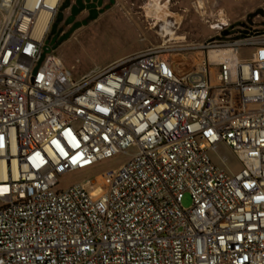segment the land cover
<instances>
[{"label":"built area","instance_id":"1","mask_svg":"<svg viewBox=\"0 0 264 264\" xmlns=\"http://www.w3.org/2000/svg\"><path fill=\"white\" fill-rule=\"evenodd\" d=\"M63 2L0 0V264H264V17L76 79L47 42Z\"/></svg>","mask_w":264,"mask_h":264},{"label":"rangeland","instance_id":"2","mask_svg":"<svg viewBox=\"0 0 264 264\" xmlns=\"http://www.w3.org/2000/svg\"><path fill=\"white\" fill-rule=\"evenodd\" d=\"M106 2L112 5V8L88 26L75 31L65 20L58 22L60 14L65 19L70 13L69 9L62 10V8L52 25L48 37L49 49L59 56L66 69L76 79L91 69L104 68L134 53L157 48L167 40L186 37L188 44H201L215 38L218 33L222 36L236 34L259 22V16L250 19L249 15L264 8V0ZM158 7L159 13L156 12ZM86 16L87 13H83L80 18ZM222 23L230 24L227 32H220ZM55 25H58L57 31L52 34ZM68 34L69 38L59 44ZM246 54L248 51L244 50L243 55ZM210 156L217 165H229L234 172H239L243 168L241 159L227 148L219 149L218 152L213 151ZM128 158L120 155L101 162L89 170L64 176L60 186L67 188L72 184L94 179L109 169L120 167ZM224 159L227 164L224 163ZM192 205L191 196L186 194L182 206L190 209ZM0 207H2L1 203Z\"/></svg>","mask_w":264,"mask_h":264},{"label":"flooded vegetation","instance_id":"3","mask_svg":"<svg viewBox=\"0 0 264 264\" xmlns=\"http://www.w3.org/2000/svg\"><path fill=\"white\" fill-rule=\"evenodd\" d=\"M66 1L67 0H64L63 4ZM68 1L70 5L67 9L70 10V13L67 17H65V19L62 15L63 17L62 21L65 20L67 23V21L71 19L72 22L69 24L67 23V25L71 26L72 30H75V31L82 27L88 26L91 22L98 20L101 15L109 11L112 8V5H109V3H107L106 1H110V3L114 2V0H68ZM100 1H103V4L102 6L99 7L98 4ZM92 5H95V7H92ZM59 11H58V14H59ZM74 12H76V14H74ZM83 13H87V16L81 19L80 15H82ZM93 15L96 16V19L94 20L91 19V16Z\"/></svg>","mask_w":264,"mask_h":264},{"label":"water","instance_id":"4","mask_svg":"<svg viewBox=\"0 0 264 264\" xmlns=\"http://www.w3.org/2000/svg\"><path fill=\"white\" fill-rule=\"evenodd\" d=\"M102 4H103V1H100L99 4H98V6L100 7V6H102ZM69 5H70V3H69V1L67 0V1L65 2V4L63 5L62 10L67 9V8L69 7ZM92 7H95V5H92ZM74 14H76V12H74ZM256 16H262V17H264V8H260V9H258L255 13L250 14V15H249V18L252 19V18H254V17H256ZM91 19H92V20L96 19V16H95V15L91 16ZM62 20H63V17H62V14H60V16H59V18H58V22H61ZM71 22H72L71 19L67 21L68 24L71 23ZM57 26H58V25H55V26H54L52 34H55V33H56V31H57ZM69 36H70V35L68 34V35H66L65 37H63L61 40L64 41L65 39H68ZM47 42H49V41H47ZM48 52H49V50L46 49V50H45V54L48 53Z\"/></svg>","mask_w":264,"mask_h":264},{"label":"bare ground","instance_id":"5","mask_svg":"<svg viewBox=\"0 0 264 264\" xmlns=\"http://www.w3.org/2000/svg\"><path fill=\"white\" fill-rule=\"evenodd\" d=\"M156 12H158V13H159V7H158V8H156ZM210 56H211L212 58H216V55H215V53H210Z\"/></svg>","mask_w":264,"mask_h":264},{"label":"trees","instance_id":"6","mask_svg":"<svg viewBox=\"0 0 264 264\" xmlns=\"http://www.w3.org/2000/svg\"><path fill=\"white\" fill-rule=\"evenodd\" d=\"M63 41L62 40H60V43L59 44H61Z\"/></svg>","mask_w":264,"mask_h":264},{"label":"crops","instance_id":"7","mask_svg":"<svg viewBox=\"0 0 264 264\" xmlns=\"http://www.w3.org/2000/svg\"><path fill=\"white\" fill-rule=\"evenodd\" d=\"M135 54V53H134ZM134 54H132V55H134ZM116 62V61H115ZM114 63V62H113ZM113 63H111V64H113Z\"/></svg>","mask_w":264,"mask_h":264}]
</instances>
